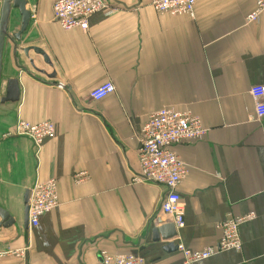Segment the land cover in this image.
I'll return each instance as SVG.
<instances>
[{
  "label": "crops",
  "instance_id": "crops-1",
  "mask_svg": "<svg viewBox=\"0 0 264 264\" xmlns=\"http://www.w3.org/2000/svg\"><path fill=\"white\" fill-rule=\"evenodd\" d=\"M31 12L17 42L21 16L12 10L0 97L18 79L17 103H0V208L15 224L0 226V264H100L102 251L133 254L145 264H182L179 250L217 246L229 217L243 223L241 252H219L194 264H264V120L256 119L254 86H264V12L248 23L256 0H203L195 17L155 11L151 0H105L120 10L89 20L88 32L55 21L56 0H25ZM2 0H0V18ZM30 52L33 69L22 49ZM52 77V78H50ZM114 92L103 100L102 87ZM62 84L64 87L59 88ZM172 108L200 118L207 135L174 152L187 164L179 188L185 224L154 243L166 196L161 185L132 182L140 172L139 135L149 116ZM51 121L56 137L37 147L4 138L18 120ZM85 173L78 184L74 176ZM58 181L59 207L38 227L24 226V199L37 182ZM1 224V218H0ZM25 250L23 258L7 255Z\"/></svg>",
  "mask_w": 264,
  "mask_h": 264
},
{
  "label": "built area",
  "instance_id": "built-area-1",
  "mask_svg": "<svg viewBox=\"0 0 264 264\" xmlns=\"http://www.w3.org/2000/svg\"><path fill=\"white\" fill-rule=\"evenodd\" d=\"M203 0H151L152 8L171 16L188 15L195 17V9ZM120 10L109 6L105 0H56L53 4L55 21L64 30L79 29L83 32L89 30L90 18L103 12L105 16L114 15ZM264 12V0L255 1V9L248 15V23L258 21ZM63 88L62 84L58 85ZM103 94L95 95L103 100L109 93L114 92L111 82L102 87ZM250 94L255 101L256 119L264 120V86H254ZM200 118L187 111H177L164 108L151 114L139 135V163L140 172L135 174L132 182L136 184L161 185L166 189V196L160 206L161 214L167 216L177 229L185 224V204L179 192L180 185L188 175L187 164L174 152V147L190 142L202 140L207 135ZM25 137L30 139L37 147L46 140L56 137V126L51 121L32 124L18 120L15 127L4 134V138ZM85 173L74 176L76 183L86 180ZM29 209V225L38 227L43 216L56 210L59 205L58 181L50 178L44 182H37L31 189ZM255 218L254 213L240 217H229L218 226L222 236L217 246L204 250H191L183 244H178V250L183 256L182 264H194L207 260L219 252L243 250L240 227L243 223ZM23 258L25 250L8 252ZM100 264H145L142 257L133 254H111L102 251Z\"/></svg>",
  "mask_w": 264,
  "mask_h": 264
},
{
  "label": "water",
  "instance_id": "water-1",
  "mask_svg": "<svg viewBox=\"0 0 264 264\" xmlns=\"http://www.w3.org/2000/svg\"><path fill=\"white\" fill-rule=\"evenodd\" d=\"M27 2L25 0H2V11L0 18V90L2 87V76H3V62H4V54L6 41L9 37L8 30L11 21V13L12 10H16L19 12L21 16V26L20 30L15 33L13 36L17 42L21 41L22 35L27 31L30 22H31V12L26 9ZM25 57L29 60L31 66L34 70L41 74H45V72L38 70L34 65V61L31 60L30 52H34L36 55L42 56L45 63L52 66V62L50 61L47 54L38 47L30 46L22 49ZM52 78V77H50ZM21 90L18 79H10L7 82V89L5 96L0 97V103H17L20 101ZM30 196L31 192L28 191L26 193L24 199L25 211H24V226L28 228L29 226V209H30ZM0 218H1V227L9 228L15 224V219L5 210L0 208ZM178 236V232L176 230V226L174 223L165 224L162 221H158V226L153 230V242L161 243L170 241ZM178 249V244L170 242L167 243L163 247V251L172 252Z\"/></svg>",
  "mask_w": 264,
  "mask_h": 264
},
{
  "label": "rangeland",
  "instance_id": "rangeland-1",
  "mask_svg": "<svg viewBox=\"0 0 264 264\" xmlns=\"http://www.w3.org/2000/svg\"><path fill=\"white\" fill-rule=\"evenodd\" d=\"M12 18H13V17H11L10 26H11V23H12ZM10 26H9L8 33H9L10 29H11V27H10ZM2 90H3V86L1 87V90H0V95H1V93H2Z\"/></svg>",
  "mask_w": 264,
  "mask_h": 264
}]
</instances>
